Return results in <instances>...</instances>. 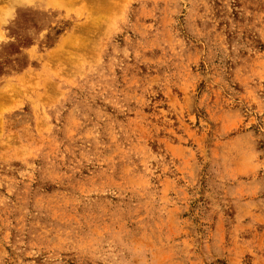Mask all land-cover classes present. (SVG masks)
I'll list each match as a JSON object with an SVG mask.
<instances>
[{"label": "rangeland", "instance_id": "374dc122", "mask_svg": "<svg viewBox=\"0 0 264 264\" xmlns=\"http://www.w3.org/2000/svg\"><path fill=\"white\" fill-rule=\"evenodd\" d=\"M0 264H264V0H0Z\"/></svg>", "mask_w": 264, "mask_h": 264}]
</instances>
